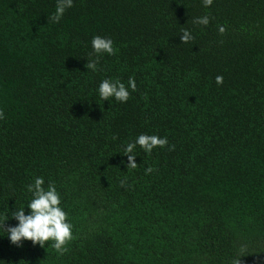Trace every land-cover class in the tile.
<instances>
[{
    "label": "trees",
    "instance_id": "1",
    "mask_svg": "<svg viewBox=\"0 0 264 264\" xmlns=\"http://www.w3.org/2000/svg\"><path fill=\"white\" fill-rule=\"evenodd\" d=\"M55 2L0 0V215L40 176L73 239L0 236V264H264V0H73L52 23ZM129 77L126 102L97 96ZM140 134L168 143L130 167Z\"/></svg>",
    "mask_w": 264,
    "mask_h": 264
},
{
    "label": "clouds",
    "instance_id": "2",
    "mask_svg": "<svg viewBox=\"0 0 264 264\" xmlns=\"http://www.w3.org/2000/svg\"><path fill=\"white\" fill-rule=\"evenodd\" d=\"M205 6L211 3V0H203ZM73 0H56L55 9L48 19L52 23L60 21L66 9L72 7ZM196 24L207 25L209 17L207 15L196 17L193 21ZM218 31L223 33L224 27L220 26ZM181 42H187L192 39V35L188 30H184L179 37ZM91 55L93 57L101 54L113 55L115 49L113 41L110 37L94 35L90 40ZM87 69L96 70L97 61L95 58L87 61ZM222 76H216L215 82L220 84ZM136 84L132 77L128 78L127 86L119 79L104 78L96 87V94L101 101H107L109 98L123 103L129 97V90L135 91ZM168 143L166 137H158L156 135H138L134 141L129 142L125 146L126 156L125 164L135 167V156L132 150L139 146L145 152H151L154 147H163ZM150 171V169H148ZM43 177L37 176L33 181L27 184L26 191L30 193V199L26 205L13 208L10 212L0 215V233L7 236L9 242L16 246H20L23 241H31L33 246L39 245L44 247L46 242H50V247L59 254H63L66 244L73 239L72 224L67 220V213L61 206V198L56 187L49 183L47 188L43 187ZM25 206L28 209L25 214ZM7 219H14L16 223L4 227ZM234 264H239L236 260Z\"/></svg>",
    "mask_w": 264,
    "mask_h": 264
}]
</instances>
